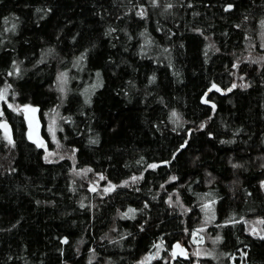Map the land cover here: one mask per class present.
<instances>
[{"label":"trees","instance_id":"obj_1","mask_svg":"<svg viewBox=\"0 0 264 264\" xmlns=\"http://www.w3.org/2000/svg\"><path fill=\"white\" fill-rule=\"evenodd\" d=\"M262 21L264 0H0V89L62 153L0 106V264H193L170 253L204 222L223 258L196 264H264Z\"/></svg>","mask_w":264,"mask_h":264},{"label":"rangeland","instance_id":"obj_2","mask_svg":"<svg viewBox=\"0 0 264 264\" xmlns=\"http://www.w3.org/2000/svg\"><path fill=\"white\" fill-rule=\"evenodd\" d=\"M259 39H260V47L264 49V24L260 26ZM0 92H4V99H0V106L5 104L14 112L22 115L26 126V138L28 139V141H30L37 147H39L41 143L43 144V146H41V149L43 150L44 159L47 162H53L60 159L62 153L57 150L58 141L56 138V132L58 130V125H57L56 117L53 114H49L47 116V123L45 128L46 136H44L42 125L38 118V109L36 107H32L28 105L25 106L18 105L15 102V95L10 90L9 85H5L4 87H2L0 89ZM49 146H51L52 148L50 149ZM152 166L156 167L157 165H151L150 168H155ZM135 179L133 178L129 182L134 181ZM263 187H264V183H263ZM113 189L114 186L112 185L104 187L105 192H110ZM90 190H94V189L91 188ZM206 223L207 222H204V226ZM204 226L198 228L197 231L192 234L190 239L191 242L190 248L192 250L187 249L184 245L181 244V246H183L188 252L187 253L188 257L187 259H185V261L190 260L193 264H196L198 259H202V258H209L217 261H220L223 258V253L222 250L220 249L222 239L220 237L210 238L209 236H207L205 234L206 227ZM248 227L251 230V232L254 233L255 235L261 237L264 236V227L262 226V223L260 221L258 220L252 221L248 223ZM161 250L162 247L161 245H159V247H156L153 253L146 255L138 264H156L155 261L161 257ZM173 255L174 252L172 251L170 253V256L174 258ZM165 262L166 260H163L160 261L159 264H168ZM170 264H173V262Z\"/></svg>","mask_w":264,"mask_h":264},{"label":"water","instance_id":"obj_3","mask_svg":"<svg viewBox=\"0 0 264 264\" xmlns=\"http://www.w3.org/2000/svg\"><path fill=\"white\" fill-rule=\"evenodd\" d=\"M216 91H218L219 92V90H216ZM221 92V91H220ZM207 94H209V92H207ZM206 94V95H207ZM41 146H43V144L41 143L40 144V146H39V148H41ZM177 245H179V247H177ZM187 250L183 247V246H181L180 244H175V249H174V257L176 258V259H180V260H185V259H187Z\"/></svg>","mask_w":264,"mask_h":264},{"label":"snow or ice","instance_id":"obj_4","mask_svg":"<svg viewBox=\"0 0 264 264\" xmlns=\"http://www.w3.org/2000/svg\"><path fill=\"white\" fill-rule=\"evenodd\" d=\"M153 2L155 3L156 0H153ZM262 24H264V21H262ZM63 75V74H62ZM213 87H215V85H213ZM233 87H235V85H233ZM6 91V90H5ZM0 99H4V92H0ZM176 114L173 113V116H175ZM234 167H236L237 165H233ZM155 167V166H152ZM135 179V178H134ZM207 207V206H206ZM129 211H132L131 209ZM262 223H264V221H262ZM261 239H264V236L261 237ZM64 243H67V241L65 240ZM157 247H159V245H157ZM177 247H179V245H177Z\"/></svg>","mask_w":264,"mask_h":264},{"label":"flooded vegetation","instance_id":"obj_5","mask_svg":"<svg viewBox=\"0 0 264 264\" xmlns=\"http://www.w3.org/2000/svg\"><path fill=\"white\" fill-rule=\"evenodd\" d=\"M173 257H174V255H173ZM174 259H176V258L174 257Z\"/></svg>","mask_w":264,"mask_h":264}]
</instances>
